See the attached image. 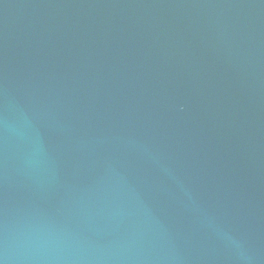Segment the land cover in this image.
I'll return each instance as SVG.
<instances>
[{"label":"water","instance_id":"95a60500","mask_svg":"<svg viewBox=\"0 0 264 264\" xmlns=\"http://www.w3.org/2000/svg\"><path fill=\"white\" fill-rule=\"evenodd\" d=\"M0 264H264V0H0Z\"/></svg>","mask_w":264,"mask_h":264}]
</instances>
